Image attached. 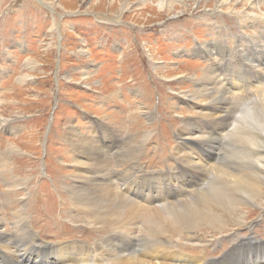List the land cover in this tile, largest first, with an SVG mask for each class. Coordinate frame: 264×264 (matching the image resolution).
I'll use <instances>...</instances> for the list:
<instances>
[{
    "label": "rangeland",
    "instance_id": "374dc122",
    "mask_svg": "<svg viewBox=\"0 0 264 264\" xmlns=\"http://www.w3.org/2000/svg\"><path fill=\"white\" fill-rule=\"evenodd\" d=\"M263 5L264 0H0V253L4 251L0 264H26L21 250L36 264H59L66 261L61 249L69 251L72 263L78 248L84 249V259H93V251L111 255L110 260L86 264H107L120 252L122 256L132 252L143 260L148 243L158 247L152 256L169 264L175 255L196 259V264H217L238 246L236 256L245 259L248 248L257 247L250 242L264 240V204L252 207L248 203L243 208L251 211L242 213L246 214L243 222L231 217L232 224L218 230L189 217L181 227L164 228V232H148L137 224L135 249L111 254L105 246L103 251L102 243L120 234L98 224L77 201L84 192L92 196L91 182L98 177L84 180L86 176L79 174L88 168L77 167L75 161L89 163L90 156L79 151L89 152L91 143L111 153L128 143L138 154L136 165L142 170L138 181L144 172L164 183L167 180L164 194L169 185L178 192L174 177L182 169L177 170V159L187 157L183 151L176 155L177 149L185 148L186 138L199 141L194 131L203 123L200 118H213L220 129L210 114L224 107L208 108L191 97L208 70L219 67L220 60L209 57V51L214 48L221 53L225 48L236 65L243 63L240 68L248 72L246 80L256 84L241 95L233 90V95L249 97L237 107L248 116L241 118L252 132L247 134L261 138V155L252 158V145L245 156L239 151L237 135L246 133L238 125L237 112L230 133L208 142L222 153L216 163L231 173L251 172L254 164L263 168L264 96L251 89L264 86V47L259 44H264ZM234 50L241 59L234 58ZM252 106L254 114L249 113ZM78 144L85 146L74 151ZM112 169L116 170L115 163ZM261 171L254 174L256 178H264ZM214 173L203 177L202 171L194 169L184 175L185 191L193 185L199 191L172 199L173 207L190 213L196 205H205L201 210L205 213L211 205L202 197L216 199L219 193H227ZM262 183L259 187L264 192ZM120 184L116 182L119 189ZM236 193L228 195L237 199L243 195L241 190ZM19 221L26 223L31 237L24 239L17 232ZM112 244L115 248L117 241ZM162 255L167 258L162 260ZM239 257L228 259L247 264Z\"/></svg>",
    "mask_w": 264,
    "mask_h": 264
},
{
    "label": "bare ground",
    "instance_id": "6f19581e",
    "mask_svg": "<svg viewBox=\"0 0 264 264\" xmlns=\"http://www.w3.org/2000/svg\"><path fill=\"white\" fill-rule=\"evenodd\" d=\"M259 44L261 48L264 47L263 42H260ZM225 56H228V51L225 48L224 51L221 53L215 52L214 48L211 51H209V57L215 58L216 61L217 59L220 60L219 67L217 68V64H216L213 65L214 69L208 70L205 78L203 76L204 80L196 84L199 90H196L191 97L192 99H194V101L199 102V104H204L208 108H215L218 110V107H224V110H219V112L215 113L214 115L210 114L209 112L210 117L213 116L217 122L219 121L220 129L219 131H217V129L215 128L213 124V118L212 120L207 118L205 119L200 118L199 121L203 123L200 124L197 128H195L194 131V135L196 136L197 139H199V141L186 138L187 142L185 144L186 145L185 148L177 149L176 155H178V152L183 151L184 152L183 154H185V156L187 157L186 160H183V155L181 156L179 155L180 157L177 159L178 161L177 170L181 172L180 169H182V172L178 176V178L174 177L175 180L176 179L178 180L177 183H175L179 185L178 192L174 193L173 186L169 185L167 188V194H164L165 187L162 189V186H164V184L167 183V180L164 183V180H161L157 177L148 176V174L144 172H141V175L139 174L140 177L138 181V172L142 171L138 169V166L136 165L138 154L136 152L135 147H128L126 145L128 143H125L120 150L115 149L113 153L104 151L98 145L95 146L94 145L95 143L94 144L91 143L89 145V152H87L88 149L86 148L84 150L79 151V154L81 155H85L87 153L90 156L89 163L83 161H79V162L75 161L77 167H81L84 169L88 168V171H85L84 174L82 173L79 175L86 176L83 177L84 180H89L86 179L89 177L94 178V175H97L98 178H94L93 182H91L92 196H90L89 193L84 192L83 194L78 195L77 198L76 197L75 198L80 203V205L85 207L87 212H89L94 217V220L98 224H100L101 226L106 225L110 229H115L117 230L116 233L120 234V235H113V237L107 239L104 242V244L102 243L104 247L103 248L101 247L100 249H102L103 251H106L105 246L109 247V251H111V254L117 250H121L122 252H125L126 250L130 251L129 249L131 250L135 249L137 246L136 240L138 239L135 236H137L138 232H135L134 229L136 228L137 224L138 225L141 224L140 225L141 227L144 226V230H147L148 232L159 231V230L160 232L161 230H163L164 232V228L181 227L186 223L184 219L189 217L196 224L204 223L212 226L213 229L218 230L221 228H226L227 224L231 223L232 218L234 217H237L236 220L239 221L242 220L243 222V220L246 217V214L244 217V214L242 213L243 212L248 213L249 211H251L243 208V206H248L249 205L248 203H251L252 207H258V206L260 207V205L262 206L264 204V201L261 203L262 197L264 198V192L263 189L259 187L260 183L264 181V178L263 177L256 178V176L254 175L256 172L261 174L262 173L261 169H264V167L262 168L260 164L259 165L254 164L252 168L253 170L251 172L231 173L227 169L228 168L227 166H226L227 168H225L216 163L222 158V153L220 151L216 152V150L214 149V144L208 142V141H212L213 137L215 136H218L217 141H219L220 139L225 137L228 133H230V130L232 128V122L234 120V114L235 112H237L240 114L238 125L241 131L242 129H244L245 130L244 132L246 133L243 136L241 134H240L241 136L237 135V139L241 143V146L238 147L239 151L244 155L248 150V148H250L249 145H252L253 148L255 149V154L252 155V158L258 159L261 155V151L258 150L259 149L258 143L261 140V138L256 136L254 133H253L254 136L248 135L249 133L251 134L252 132L249 129L248 125L245 126L246 121L241 119V118H247L248 116L242 115L241 114L242 112H239L237 107L238 106L237 104L240 101H246L249 99V97L240 98L236 96V94L233 95V90L235 91V93H239V95H241L240 93H243L245 91L247 92L250 86H255L256 84L255 85L252 83L250 84L249 81L246 80L248 72H243L241 70L240 65L243 64L241 61L237 62V65L239 67L238 70L237 65L235 63V59L232 60L229 56L226 62H222ZM233 56L234 58L235 57L240 58L236 50H234ZM251 58L252 57H248L249 60ZM245 65H249V63L248 64L246 63ZM205 83L210 84V86L205 87L203 85ZM226 86H230V89H227ZM251 89H254L255 91L257 90L261 91L262 95L264 96V86L251 87ZM254 106L248 108L249 113L254 114V110L256 109V107ZM206 133L208 135H205ZM102 140L99 142L102 143L103 146H105L106 142H102ZM122 144H123L122 140L119 139V145ZM83 146L85 145L84 144L76 145L74 147V151H76L78 147H83ZM190 154H194V157L192 159L189 158ZM196 162L197 164L201 163L205 166L201 167L197 165ZM114 163L116 170L119 171L117 177L114 175V171L116 170L112 169ZM210 163L212 164L210 165ZM194 169L198 172L202 171L203 177H206L207 174L209 175L211 171H215L213 175L218 179L219 183H222L223 186L227 188V189L224 188L226 189L227 193H222V194L219 193L216 199H212L209 196H208L209 198L202 197L206 201V203L211 205L207 209H205V213L201 212V210L205 207V205L200 206L201 208L200 207L196 208L197 206L196 205L194 210L190 213L179 212L177 210V207H173L175 204H172L171 201L172 199H176V198H185L186 195H188L189 193L193 192L196 189L195 186L197 185L195 186L193 185L192 187L189 188L190 190L189 192L185 191L187 179L185 178L184 175H186L190 171L193 172ZM88 174H93V175H88ZM99 176L104 178L103 182ZM118 181L121 183L120 184L121 189L116 187V182ZM237 190H241L243 192V195L238 196V199L236 197H230L228 195L231 194V196H234V194H237L236 193ZM73 191L75 193V190ZM169 191L173 193H170ZM182 191L183 193L180 194ZM197 191L199 190L196 189V192ZM135 195L138 196V198ZM240 198L243 200V203L242 200H240ZM177 203L182 204V200H178ZM16 229L17 232L22 233L25 236L24 239H27L28 237L32 236V233L30 234V231L27 230L26 223H24V221H19L16 224ZM116 241H117L116 247L111 248L112 242H116ZM144 244H146L145 241ZM146 245L147 247L143 248V250L145 249L144 251L145 253L142 254L143 260H141V258L139 259L138 255L137 254L134 255L132 252L128 254L124 253L125 254L124 256L120 255L121 253L120 252L118 256H113L111 261L107 262V264H169L167 262L160 261L159 258L152 256L157 252L158 249L157 244L148 243ZM250 246H254V244H252L251 242ZM8 247H12V246H8ZM238 247L234 248V250L227 255L225 260L218 262L217 264H227L229 261L228 257L230 256H232L233 258L239 257L236 256L237 254H235L236 250H238L237 249ZM78 250H80V252L77 257L79 256H83V257L79 259L76 257L77 259L74 258L75 260H73V262L70 263L68 262L69 261L68 257L69 258H73V257L69 256L68 254L69 251H63L61 249L59 252H61V254L64 256L66 261L63 263L59 262V264H86L87 261L91 262L92 260H97L98 262L99 261L102 262V261L110 260L111 258L110 254H106V253L105 255L96 254V251H93L91 253L90 252L88 253L93 255L94 258L86 259L85 257L86 259L85 260L84 256H86V254L82 252L84 249L78 248ZM14 251H16V249L13 248L12 252L15 253ZM21 251H23V254L21 256L22 261L26 262V264H36L31 260V258L29 259L30 254L27 251L25 250H21ZM2 252L0 253L1 256L3 255ZM246 252H247V257L245 258L246 259L245 262L247 264H264V261L258 263V261H260L261 259L264 260V246H259V247L257 246L256 248L250 247ZM5 253L10 256V254H8L7 252ZM4 257L8 258V256L6 255H4ZM126 257H128V259H125ZM160 258L162 260H165L167 257L162 255L160 256ZM239 258L245 260L242 257ZM171 259L174 261V263L171 264H196L198 262L196 259H191L182 255H175ZM231 264H236V261L231 262Z\"/></svg>",
    "mask_w": 264,
    "mask_h": 264
}]
</instances>
